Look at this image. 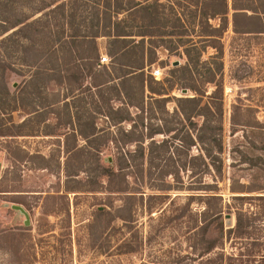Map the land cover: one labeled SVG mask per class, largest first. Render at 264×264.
I'll list each match as a JSON object with an SVG mask.
<instances>
[{"label":"rangeland","instance_id":"rangeland-1","mask_svg":"<svg viewBox=\"0 0 264 264\" xmlns=\"http://www.w3.org/2000/svg\"><path fill=\"white\" fill-rule=\"evenodd\" d=\"M61 1L1 0L0 18L12 22L31 16L41 6ZM120 1L124 8L133 1L146 3L144 0ZM98 2V5L86 3L85 6L79 0L80 6H75L72 18H64L59 11L52 12L49 29L41 30L46 19L43 18L4 44L11 52L12 68H15V72L7 73V84L19 102L10 116L0 115V132H7L0 135V264H204L206 257H200L204 199L190 198V190L186 189L190 182L199 184L202 180L197 174L192 177L188 171L186 144H196L191 147V154L200 153L197 144L203 143L196 136L202 134L203 119L195 118L196 127L189 128L175 114L172 98L200 95L194 89L204 94L201 104L211 105L209 133L215 137L220 132L216 115L219 110L212 106L217 98H222L224 177L218 186L229 199L232 193L227 189L228 178L234 177L238 191L234 194L240 196L233 201L230 217L224 216V228L235 224V212H238L244 230L248 231L244 237L224 235L223 251L237 254L238 243L250 242L258 244L260 251L250 244L246 248L264 254V35L239 36L229 28L220 39L207 41V33L197 26L199 6L188 7L189 3H197L196 0H148L152 3L150 7L120 14L128 18L117 29L134 34L124 37L132 48L127 57L116 60L106 53L107 37H98L101 66L95 69L104 76L110 71L127 70L116 61L135 62V58L145 53V83L157 90L181 74L172 71L187 64L184 48L190 47L194 57L201 55V61L215 54L213 46L218 47L219 42L223 51L221 66L210 62L219 84L215 93L214 85L206 81L211 75L200 63L197 68L191 63L183 73L193 90L184 88L187 91L183 93L175 85L168 91L169 99L164 105L147 88L141 92L138 78L126 82L132 100L143 106V110L129 107L135 123L132 137L139 139L154 130L162 133L153 137L151 163L141 159L135 145L139 143L129 142L124 149L130 153L117 162L114 174L108 176L103 174L104 167L116 155L114 144L122 142L124 136L105 118L107 104L98 102L88 76L80 87L78 83L65 84L62 75L66 74V68L55 61L54 71L46 74L48 64L43 57L58 37L71 33L90 35L96 28V16L101 20L104 17L101 1ZM227 2L230 7L231 0ZM173 13L183 18L184 28L170 19ZM40 14L35 13L28 21ZM209 22L217 25L218 17ZM165 28L174 33L163 35ZM142 33L146 35H137ZM90 46L82 44L77 49L86 56ZM22 51L28 58L25 62L20 61ZM104 55L108 58L101 63ZM175 62L178 64L174 65ZM78 64L83 73L88 72L89 61L84 59ZM155 69L160 72L157 76L151 73ZM57 97L62 101L54 114L45 105ZM121 100L113 99L110 104L122 105ZM233 104L236 124L232 132ZM78 118L86 134L95 123L97 133L90 141L75 136ZM10 119L14 124L24 120L23 127L12 126ZM120 124L125 129L131 125ZM18 131L23 135H16ZM148 142L147 138L142 144ZM90 144H99L96 147L99 152ZM196 163L201 169V161ZM204 180L211 182L210 175H205ZM196 194L202 192L196 190ZM13 205L21 206L23 211ZM218 234V227H210L208 236ZM207 256L213 257V254ZM259 256L255 259L260 260ZM228 262L225 259L222 264ZM232 262L240 263L238 258Z\"/></svg>","mask_w":264,"mask_h":264},{"label":"trees","instance_id":"trees-1","mask_svg":"<svg viewBox=\"0 0 264 264\" xmlns=\"http://www.w3.org/2000/svg\"><path fill=\"white\" fill-rule=\"evenodd\" d=\"M98 1H101L100 6L103 9L101 12L104 14V17L101 20L100 18L98 19L96 16L97 24L95 30H93L90 35L71 33L64 35V38L58 37L57 40L51 43V45L45 50V52L43 53V57L46 60V64H48V66L45 67L46 74L54 71L55 68L54 66H52L54 65V61L66 68V74L62 75V79L64 80L65 84L78 83V87H80L83 85L82 81L84 80V77L88 76L91 87L96 90V92L94 91V93L98 97V102L105 103V105L107 104V113L104 114L105 118L112 126L118 127L119 134H121L122 136H124L125 139H127L123 140V138L122 142H118L119 144H114V147L117 151L116 155L113 158L110 156L112 158V162L104 167L103 172V174L109 176L114 174V167L117 165V162H119V160L121 159H124L125 156H127V153H130V151L126 152V150L124 149V147H126V145H128L127 143L129 142L139 143L135 145L140 150L139 153L141 159H143V161L146 160V163L148 164L149 162L151 163L152 157L150 150L154 145L155 141L153 137L155 134L162 133L161 131L154 130L146 133L145 136H140L141 138L139 139H134L132 137V128H135V123L133 122L129 107H136L138 110H143V106L142 104H140V102H134L132 100L126 82L138 78V80L140 81L139 88L141 89V92H144L145 88H147L152 94L158 96L157 98H155V100L163 102L164 105V102H167L169 99L168 94L170 92L168 91H172L175 88V85H179L177 89L180 90L184 88H190L193 90V88H191V86L188 84L187 78L183 77V73L185 70H188L191 63L196 68L199 66L200 63V66H204L206 68V72L211 75L207 78L206 81L214 85L215 93L219 89V84L217 83V81H215L214 77L216 71L210 65V62L212 61V63H214L215 65L221 66L223 48L222 43L219 42L220 44L218 47L213 46L216 49L215 54L211 56L209 60L202 61L200 60L201 55H197V57L193 56L192 49L190 47L184 48V54L188 60L187 64L174 67L173 69L175 70L172 71L179 73L181 72V74L173 76L172 80H168V85L165 86L161 84V86L157 90L152 89L149 84L145 83V53H142L140 57L135 58V62H127L126 64H124L119 61H116L117 63H120L123 67H126L127 70H124L125 72L123 71V73H115L113 71H110L109 75L104 76L102 74L103 72L97 73V70L95 69L96 66H101V64L99 63V46L97 44V38L100 36L107 37L108 40L105 49L106 53L109 54L110 57L116 60H121L123 57H127L132 48V45H130V43L128 44L127 40H125L126 38L124 37L131 36L134 34H129L124 30L119 31L117 29L119 25L124 23L128 18V16L123 18L119 15L123 12H130V14H132L137 9L150 7L152 3L147 2L148 0H144L148 4H141V2L133 1V4L127 8H124L123 3L120 0H80V4L85 6L86 3H93L95 5H98ZM78 2L79 0H62L57 4L52 3L45 6H41L40 8H37L32 14L34 15L35 13L41 12L40 16L31 21L28 20L32 17V15L12 22H7L9 21L8 18H0V36L6 34L2 38V40H0L2 47H4V44H7V42L11 38L13 39L14 35L19 34L25 28L33 27L36 22H40L41 20H43V18L46 19L44 20L45 23L44 25H42L41 30L49 29V27H51L49 18L52 12L59 11L64 18H72V11L74 10L75 6H80ZM196 2L197 3L195 4L189 3L188 7H191L193 5H196V7L199 6L197 26L202 29V32L207 33L205 34L208 37L207 41H213L215 37L220 39L229 28L234 34L239 36L264 35V0H231L230 7L228 5L227 0H196ZM154 3L159 4L158 2ZM46 8L49 9L43 12V10ZM216 17H218L217 25L211 24L209 22L210 19ZM170 19L175 20L179 27L184 28L185 25L182 23L183 18L177 13H173V16ZM100 21H102L101 26L98 25ZM68 23L69 21L67 20L65 24L67 25ZM164 31V33L166 34L163 35H171L174 33L169 32L167 28H165ZM137 35L143 36L146 34L142 33ZM22 37L26 36L22 35ZM142 39L140 40L141 42H143ZM82 44L91 45L89 49L90 52L86 56H83L81 53H79L77 49V46H81ZM2 47H0V115L10 116L11 113L16 109L15 107L17 106V102H19V97H16L13 94L7 84V73L9 71L15 72V68H12L13 62L11 61V52L9 48ZM27 59L28 58L25 56V53H23L22 51L20 61L25 62ZM84 59L89 61V70L87 73H83L80 70L81 67H79L81 66V64H78V62ZM219 66L217 67V69L220 68ZM104 69L102 71H104ZM113 69L115 68L113 67ZM194 91H196V94L200 95L172 96V98L175 103V114L181 117L189 128L194 129L196 127L197 123L194 121L195 118L203 119V122L200 126L202 134L200 136H196L197 139H199L201 143H203L197 144L199 146L198 151L200 153L197 155L191 154V147L193 145L195 146L196 144H186V156L188 157V159L187 164L185 163L192 177L197 174L199 178H202L199 184H194L193 182H190L186 188L187 190H190V193L188 195L190 198L203 197L204 199L203 211L201 213L203 225L200 228V233L202 236L201 239L203 244L201 246L200 257H206L204 264H222V261L225 259H228V264H235L234 262H232V260H235V258H238V260L240 261L239 264H254V262H257V264H264V254H256L254 253L255 250H252V248H246V245L250 244V246H253V248L256 246L259 249L256 251L259 252L260 248L258 244H253L250 242H245V244L238 243L237 247H235L238 250L237 254L233 251L229 252V254H225L223 251L224 248L221 245L222 240H224V235L229 238L231 237V235H233L232 238L244 237L243 235H246L245 233H248V231L244 230L245 228L242 226L238 212H235V224L233 226H228L224 228V216L226 214H230L233 211V201L238 199L240 196L234 194L238 192L235 186L236 181L234 177L228 178L230 182L227 189L230 193H232L231 196H229V199H226L223 196L218 186L219 180L223 179L224 177V146L222 144L221 137V133L224 130L221 112L222 98H217V101L212 106L219 110L216 115L218 117L217 129H219L220 132L219 134L217 133L215 137L213 133H209V131H211V129L209 130V118L212 115L210 111L211 105L209 103L201 104V96H203L204 94L198 93L196 89H194ZM113 99H122V105L114 106L110 104V101ZM61 101L62 100H59L57 97L54 100L50 101L48 104H46L45 107L49 108L50 112L55 114V109ZM62 103L64 105L67 104L65 101ZM232 107L233 109L230 117V123L233 132V127L236 124L234 110L236 109V105L233 104ZM9 122H11L12 126L21 128L23 127L24 120L18 124H14L11 119ZM122 122H129L131 123V125L129 128L126 129L120 128V123ZM95 129L96 125L93 122L91 124L90 133L86 134L82 130V124L80 122V118H78V124H76L75 127V136H79L83 139L90 141V139H93L95 137V134L97 133ZM17 133L18 134L16 135H23L21 131H18ZM207 134L209 136H207ZM0 135H7L6 130H1ZM147 138L150 139V142H148V144H142ZM98 145L99 144H92L91 146L90 144V147H92L94 151L99 152V149L96 148ZM159 145L163 146L164 144ZM174 149L177 154V148L174 147ZM198 160L201 161V169L198 168V165L196 163V161ZM170 174L177 175L175 172H171ZM207 174L210 175L211 182L204 180V177ZM196 190L201 191L202 194H196ZM213 203L214 206L212 207ZM213 225L219 228V234L214 237L208 236L209 229ZM233 243H235V241ZM233 245L235 246V244ZM243 249H246L245 252H243ZM208 254H213V257H208ZM256 255H260L258 258L260 260L255 259Z\"/></svg>","mask_w":264,"mask_h":264},{"label":"water","instance_id":"water-1","mask_svg":"<svg viewBox=\"0 0 264 264\" xmlns=\"http://www.w3.org/2000/svg\"><path fill=\"white\" fill-rule=\"evenodd\" d=\"M175 64H178V62H175L174 65H175ZM186 91H187L186 89H183V90H182L183 93H186ZM110 159H111V158H110ZM13 207H14L15 209L20 210V211H23L22 207L19 206V205H13ZM24 214H25V217H26V219H27V218H28L27 213L24 212ZM226 217H230V215L227 214Z\"/></svg>","mask_w":264,"mask_h":264},{"label":"built area","instance_id":"built-area-1","mask_svg":"<svg viewBox=\"0 0 264 264\" xmlns=\"http://www.w3.org/2000/svg\"><path fill=\"white\" fill-rule=\"evenodd\" d=\"M107 58H108L107 55L102 56V57L100 58V62L102 63V62L106 61ZM151 73H152L154 76H157V75H159L160 72H159L158 69H155V70H153Z\"/></svg>","mask_w":264,"mask_h":264}]
</instances>
